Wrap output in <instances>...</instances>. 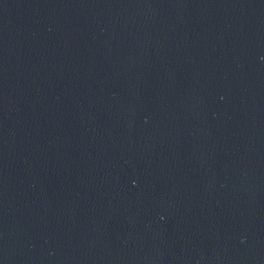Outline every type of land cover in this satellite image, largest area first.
<instances>
[{
    "label": "water",
    "instance_id": "1",
    "mask_svg": "<svg viewBox=\"0 0 264 264\" xmlns=\"http://www.w3.org/2000/svg\"><path fill=\"white\" fill-rule=\"evenodd\" d=\"M0 264H264V0H0Z\"/></svg>",
    "mask_w": 264,
    "mask_h": 264
}]
</instances>
